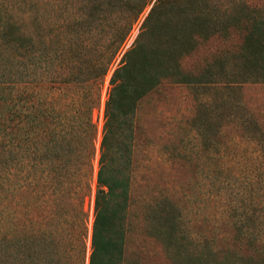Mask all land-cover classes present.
Returning a JSON list of instances; mask_svg holds the SVG:
<instances>
[{
    "label": "trees",
    "instance_id": "1",
    "mask_svg": "<svg viewBox=\"0 0 264 264\" xmlns=\"http://www.w3.org/2000/svg\"><path fill=\"white\" fill-rule=\"evenodd\" d=\"M24 1L34 12L31 23L10 14L11 0H0V264H124L133 217L141 222L136 228L163 244L170 264L263 263L264 134L256 137L257 121L234 122L237 130L253 123L247 141L259 153L244 161L261 166L212 170L198 187L195 202L202 208L210 203V210L195 233L184 230L175 176L161 189L134 195L131 172L142 98L165 83L195 84V75L180 64L198 37L194 25L211 29L217 40H241L234 48L221 46L211 63L220 70L202 85L230 95L238 84H264V0ZM120 55L109 81L94 178L93 112ZM242 137H231L229 145H248ZM93 182L89 231L84 204ZM228 227L230 233L223 229Z\"/></svg>",
    "mask_w": 264,
    "mask_h": 264
},
{
    "label": "rangeland",
    "instance_id": "2",
    "mask_svg": "<svg viewBox=\"0 0 264 264\" xmlns=\"http://www.w3.org/2000/svg\"><path fill=\"white\" fill-rule=\"evenodd\" d=\"M11 1L14 8L11 9L10 14L17 20H27L31 23L33 21L31 16L34 12L27 11L25 1ZM236 22L242 24L238 20ZM139 28L140 25L132 30L123 52L133 44L139 34ZM192 30L197 33L198 37L194 42L187 44L192 53L182 54L180 64L184 72L195 75V84L165 83L142 98L136 116L137 125L140 128V145L134 150L135 162L131 172L134 195L139 194L146 187H160L161 189L162 185L164 187L165 183L170 181V176H175L173 181L179 186L182 200L180 206L184 208L182 221L186 233L197 232L201 228L198 221L203 218L204 213L210 210V203H206L202 208V205L195 201L198 199V187L207 181L215 167L234 171L237 168L253 169L261 166L258 163L251 165L250 162L244 161V158L251 152L259 153L256 146L247 141L248 137L253 135V123L237 130L234 121L238 119L257 121L261 129L259 135L255 134L256 137L262 140L260 135L264 134V84H238L235 87L236 92L230 95L209 85H202V83L211 81L209 75L220 70L217 65L211 67V63L214 56L220 52L221 46L234 48L240 44L241 40L238 37L231 38L230 42L223 39L217 40L210 35L211 29L205 32L198 24L194 25ZM180 31L186 33L183 36V41H186L189 34L188 28L183 25ZM120 57L121 55L104 80L100 106L93 112V121L97 128L96 156L93 162L94 178L98 169V151L102 138L103 114L109 81ZM241 134L246 136L241 139L248 145L243 143L240 148L231 147L229 139L235 135L241 136ZM217 135L218 139H216ZM235 152L238 153L236 160L231 157V154ZM175 158H177L176 163H170ZM92 189L90 200L84 204V209L88 212L89 231L93 221L96 191L94 182ZM132 206L138 208L137 202H133ZM150 221V219L146 220L148 226ZM131 223V228L128 227L124 264H170L163 244L146 228H136L137 224H141L140 219L133 217ZM223 229L228 233L231 232L229 227ZM89 244L90 234L87 241L88 247ZM258 264H264V262Z\"/></svg>",
    "mask_w": 264,
    "mask_h": 264
}]
</instances>
